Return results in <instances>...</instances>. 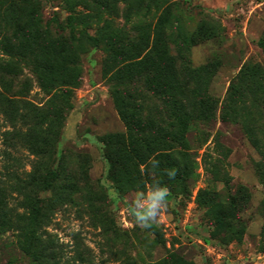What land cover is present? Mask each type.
<instances>
[{
  "label": "rangeland",
  "instance_id": "rangeland-1",
  "mask_svg": "<svg viewBox=\"0 0 264 264\" xmlns=\"http://www.w3.org/2000/svg\"><path fill=\"white\" fill-rule=\"evenodd\" d=\"M39 9L42 28L55 14L62 21L72 14L64 0ZM72 10L90 14L83 28L104 41L153 40L159 26L181 80L188 68L207 69L201 93L214 100V114L192 120L184 146H174L175 180L134 162L120 166L114 180L104 140L127 144L129 133L114 96L117 68L104 69L105 50L82 43L69 51L55 72L74 84L48 89L27 59L0 48V90L20 102L13 122L0 109L7 207L0 211V264H39L42 253L59 264H264V0H74ZM122 99L144 122L178 132L142 81L127 84ZM36 117L43 130L58 120L55 163L21 139ZM58 167L59 178L45 190ZM184 169L188 176L178 179ZM154 184L167 188L166 207L144 230L130 203Z\"/></svg>",
  "mask_w": 264,
  "mask_h": 264
},
{
  "label": "trees",
  "instance_id": "trees-1",
  "mask_svg": "<svg viewBox=\"0 0 264 264\" xmlns=\"http://www.w3.org/2000/svg\"><path fill=\"white\" fill-rule=\"evenodd\" d=\"M48 1L50 0H19L18 3H13L12 0H4L0 23V29L3 31L1 51L10 58L27 59L43 87L50 89L60 86L59 82H63V85L74 84L72 77L59 79L55 72L56 62L65 58L69 51H73L82 43L90 45L93 49H104L107 54L104 69L117 68L114 96L129 133L127 144L119 138L104 140V157L109 162V176L115 180L120 166L129 162L154 167L153 163L158 161V166L154 167L157 172H163L165 176L169 169L178 172L174 146H184V134L192 120L207 121L214 114V100L201 93L203 76L207 69L188 68L186 80H181L176 60L169 54L159 26L155 30L153 40L145 34L136 40L110 37L111 41L92 36L83 28L91 15L74 13V0H64V8L70 10L71 15L62 21L55 14L45 28H42L37 18L39 7ZM134 81H142L146 90L159 99L165 115L170 118L171 124L176 125L178 132H172L166 126L157 127L151 120L144 122L141 117L128 111L122 96L124 87ZM59 91L65 94V91ZM237 94L238 88L232 84L231 102L237 98ZM19 103L0 90V109L10 122L17 119ZM24 118L20 117V121ZM38 119L39 117L33 118L30 129L22 134L21 139L27 143L35 156L52 157L55 163L61 152V136L58 131L53 130V125L57 124L58 120L51 119L50 125L43 130ZM37 173V170L31 173L32 179L37 177ZM50 174V178L43 183L45 190H50L53 182L57 181L60 168L52 170ZM187 176L188 171L184 169L177 178L183 179ZM69 189L72 190L73 186H69ZM3 194L0 190V211H7ZM41 218L46 219L47 216ZM52 257V254L42 253L39 264H59L57 261L51 263L50 260L55 259Z\"/></svg>",
  "mask_w": 264,
  "mask_h": 264
},
{
  "label": "clouds",
  "instance_id": "clouds-1",
  "mask_svg": "<svg viewBox=\"0 0 264 264\" xmlns=\"http://www.w3.org/2000/svg\"><path fill=\"white\" fill-rule=\"evenodd\" d=\"M158 161L153 166H158ZM168 179L175 180L176 170H167ZM168 190L159 184H154L144 191H137L130 203V214L137 226L144 230L150 229L158 222V217L166 207Z\"/></svg>",
  "mask_w": 264,
  "mask_h": 264
}]
</instances>
